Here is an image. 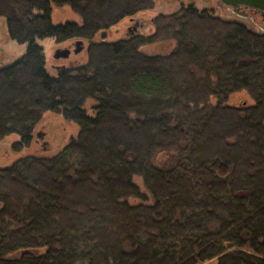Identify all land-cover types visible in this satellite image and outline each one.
I'll list each match as a JSON object with an SVG mask.
<instances>
[{
  "label": "trees",
  "instance_id": "16d2710c",
  "mask_svg": "<svg viewBox=\"0 0 264 264\" xmlns=\"http://www.w3.org/2000/svg\"><path fill=\"white\" fill-rule=\"evenodd\" d=\"M157 1L51 0L81 20L55 26L49 0H0L26 44L0 67V142L22 153L46 113L79 129L53 156L0 167V264H264V34L189 5L148 35L94 42ZM46 38L86 42L84 64L48 76ZM161 41L173 50L141 51ZM237 92L252 104L226 105Z\"/></svg>",
  "mask_w": 264,
  "mask_h": 264
},
{
  "label": "rangeland",
  "instance_id": "374dc122",
  "mask_svg": "<svg viewBox=\"0 0 264 264\" xmlns=\"http://www.w3.org/2000/svg\"><path fill=\"white\" fill-rule=\"evenodd\" d=\"M50 2V20L53 25H60L66 22L80 24V18L74 14L71 9L64 5L56 7L51 0ZM192 5L197 10H207L213 17L221 20H232L229 15L225 13L223 8L217 4L216 0H158L155 7L147 12L137 14L132 19H124L116 26L110 28L101 36H96L94 42H116L126 35L127 30L132 26L138 27L142 35H148L152 29L150 26L151 20L159 14H171ZM249 29L256 33H261L252 23L247 21H240ZM75 41V40H74ZM74 41L56 44L51 38L37 40L36 44L42 49L44 57V69L48 76L54 77L56 75V67L69 68L71 66L82 65L86 60L87 43L84 42V49L77 54L72 53ZM174 48L172 41H161L151 45L141 47V51L148 55H165L170 53ZM57 49H69L70 55L67 58L55 59L54 53ZM26 50V44H17L10 40L7 36L5 19L0 17V67L6 66L10 63L20 59ZM217 100L211 98L208 105H216ZM224 103L232 107H242L251 105L252 101L245 92H237L229 95ZM94 100H87L84 104V110L90 116L93 112L91 107L94 106ZM78 127L63 120L60 115L46 113L41 121L36 125L32 133L33 139L31 146L22 151V153H15L11 146L18 141L17 136H9L0 142V167L10 165L17 159L23 156H53L59 152L70 140L76 138L78 134ZM171 155H159L153 160L155 166L166 167L171 163ZM135 183L141 187V181L134 179ZM143 189V188H141ZM133 203V199H128ZM202 264H215V261L205 262Z\"/></svg>",
  "mask_w": 264,
  "mask_h": 264
},
{
  "label": "water",
  "instance_id": "95a60500",
  "mask_svg": "<svg viewBox=\"0 0 264 264\" xmlns=\"http://www.w3.org/2000/svg\"><path fill=\"white\" fill-rule=\"evenodd\" d=\"M219 3L223 4L224 6H229L232 8H236L238 6L250 7L252 9L258 10L264 15V0H217ZM137 25V23H136ZM132 26V28L128 29V32H135L138 31V28ZM262 34H264V28H261ZM74 54L80 53L84 49V43L80 40H75L73 43ZM70 55L69 49H57L54 53L55 59L67 58Z\"/></svg>",
  "mask_w": 264,
  "mask_h": 264
},
{
  "label": "flooded vegetation",
  "instance_id": "af4514ba",
  "mask_svg": "<svg viewBox=\"0 0 264 264\" xmlns=\"http://www.w3.org/2000/svg\"><path fill=\"white\" fill-rule=\"evenodd\" d=\"M217 4H219L225 13L229 15V18L232 20H226L230 22H240L247 21L253 24L260 32H262L261 28H264V15L258 10L252 9L250 7L238 6L236 8H232L229 6H224L216 0Z\"/></svg>",
  "mask_w": 264,
  "mask_h": 264
}]
</instances>
